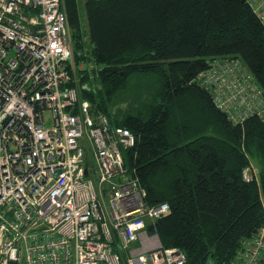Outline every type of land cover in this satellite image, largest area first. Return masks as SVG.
Listing matches in <instances>:
<instances>
[{"label": "trees", "instance_id": "1", "mask_svg": "<svg viewBox=\"0 0 264 264\" xmlns=\"http://www.w3.org/2000/svg\"><path fill=\"white\" fill-rule=\"evenodd\" d=\"M83 3L86 28L79 0H63L71 84L79 79L94 111L134 133L128 173L149 205L170 206L155 222L161 243L181 248L185 264L237 262L264 225V118L233 122L197 76L216 57H239L264 90V23L247 0Z\"/></svg>", "mask_w": 264, "mask_h": 264}, {"label": "built area", "instance_id": "2", "mask_svg": "<svg viewBox=\"0 0 264 264\" xmlns=\"http://www.w3.org/2000/svg\"><path fill=\"white\" fill-rule=\"evenodd\" d=\"M247 1L264 23V0ZM71 34L63 0H0V264H185L147 231L170 206L149 205L128 173L134 133L71 84ZM197 81L233 122L264 118V90L239 57L214 58ZM263 260L264 225L233 264Z\"/></svg>", "mask_w": 264, "mask_h": 264}, {"label": "rangeland", "instance_id": "3", "mask_svg": "<svg viewBox=\"0 0 264 264\" xmlns=\"http://www.w3.org/2000/svg\"><path fill=\"white\" fill-rule=\"evenodd\" d=\"M79 6H80V10H81V13H82V20H83V25L84 27L86 28L87 27V19H86V16H85V10H84V3H83V0H79ZM82 68H89V70H91V65L90 64H86V63H81L80 64ZM77 83H79V79L76 80ZM76 83V84H77ZM83 86V85H82ZM79 91H81V87L79 86ZM128 98V93L125 94L121 99V102L123 101H127L126 99ZM51 116H52V112L49 110L46 112V120H47V123L50 124L51 123ZM161 218V217H160ZM150 221H148L149 223ZM156 226V225H153V227ZM152 227V230L149 229V226L147 227V231L148 232H154V228ZM264 262V261H263ZM261 264V263H260Z\"/></svg>", "mask_w": 264, "mask_h": 264}]
</instances>
